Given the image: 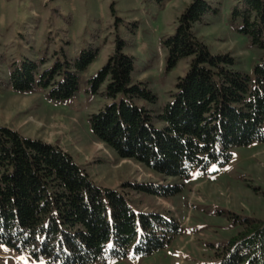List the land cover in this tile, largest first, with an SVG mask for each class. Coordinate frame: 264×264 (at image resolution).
I'll return each mask as SVG.
<instances>
[{"label":"trees","instance_id":"obj_1","mask_svg":"<svg viewBox=\"0 0 264 264\" xmlns=\"http://www.w3.org/2000/svg\"><path fill=\"white\" fill-rule=\"evenodd\" d=\"M217 14L205 0H190L177 18L174 33L161 44L166 70L180 59L187 69L159 113L150 83L133 79L134 58L123 41L97 73L88 92L102 84L108 101L89 117L92 135L121 159L134 160L166 177L186 178L192 169L211 175L231 158V150L264 142V58L249 76L235 70L228 52H212L197 29ZM230 17L237 31L264 52V0H238ZM95 50L56 60L50 67L24 60L13 63L9 87L32 93L47 89L55 101L71 98L80 72ZM122 188L171 196L177 185L159 190L143 183ZM237 230L214 248L208 264H264V221L237 218ZM174 217L137 211L120 188L95 184L72 156L57 144L30 138L0 126V244L27 251L45 264H106L128 254L145 256L181 233Z\"/></svg>","mask_w":264,"mask_h":264},{"label":"rangeland","instance_id":"obj_2","mask_svg":"<svg viewBox=\"0 0 264 264\" xmlns=\"http://www.w3.org/2000/svg\"><path fill=\"white\" fill-rule=\"evenodd\" d=\"M217 14L197 29L212 52H230L234 69L253 75L264 52L237 31L230 17L238 0H205ZM190 0H0V126L6 125L26 137L57 144L89 175L107 188H121L134 209L174 217L181 233L167 245L145 256H132L106 264H208L214 248L237 230V218L264 221V142H252L231 150L228 163L217 173L202 175L192 169L186 178L166 177L142 164L121 159L98 141L89 129V117L108 102L102 84L88 92L87 79L94 76L123 41V52L134 58L133 79L147 80L157 102L156 113L170 102L177 77L187 69L180 59L166 70L163 39L174 33L177 18ZM82 50H95L93 61L80 72L79 88L69 99L55 101L47 89L32 93L9 87L13 63L76 58ZM264 132V124H263ZM123 183H143L159 190L177 185L180 192L135 193ZM1 245V244H0ZM0 264H45L27 251L3 245ZM7 249V250H5Z\"/></svg>","mask_w":264,"mask_h":264},{"label":"snow or ice","instance_id":"obj_3","mask_svg":"<svg viewBox=\"0 0 264 264\" xmlns=\"http://www.w3.org/2000/svg\"><path fill=\"white\" fill-rule=\"evenodd\" d=\"M4 246L3 245H0V248H3ZM5 250H7V249H5ZM41 264H42V262H41Z\"/></svg>","mask_w":264,"mask_h":264}]
</instances>
